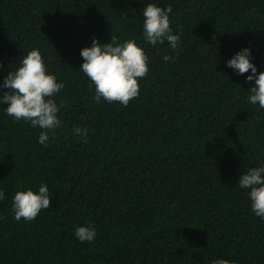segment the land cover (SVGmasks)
<instances>
[{
	"label": "trees",
	"instance_id": "trees-1",
	"mask_svg": "<svg viewBox=\"0 0 264 264\" xmlns=\"http://www.w3.org/2000/svg\"><path fill=\"white\" fill-rule=\"evenodd\" d=\"M148 3L171 7L177 50L145 42ZM94 37L148 55L127 106L92 100L79 67ZM245 47L264 71V0H0V83L38 48L65 85L47 147L0 105V264H264V220L238 187L264 163V111L247 101L250 72L226 66ZM42 183L49 209L17 221L13 195ZM89 224L96 238L82 243L74 230Z\"/></svg>",
	"mask_w": 264,
	"mask_h": 264
},
{
	"label": "clouds",
	"instance_id": "clouds-1",
	"mask_svg": "<svg viewBox=\"0 0 264 264\" xmlns=\"http://www.w3.org/2000/svg\"><path fill=\"white\" fill-rule=\"evenodd\" d=\"M170 6L161 8L155 3H148L142 10V34L149 45H167L173 51L180 46V36L170 27ZM178 54V53H177ZM83 63L79 71L89 79L90 90L94 88L92 100L100 104L119 102L127 106L129 101L140 95L138 81L149 71V58L144 48L135 39L117 42L113 37L108 43H100L93 38L90 47L80 50ZM175 56L165 54L162 60L174 61ZM226 66L237 75L249 73L245 80L253 86L247 91V101L264 111V71H259L252 62L251 49L242 48L226 61ZM65 87L56 75L48 70L38 48L31 50L19 61V67L9 71L0 83V105L7 104L4 112L14 121H25L33 128L41 129L38 143L47 147L50 136L62 127L63 121L58 114L64 107L63 101L57 104L54 97ZM7 89L8 91H3ZM73 135L85 138L87 129L74 127ZM238 187L247 190L250 208L253 214L264 220V163L241 172ZM48 186L40 184L38 190L21 189L12 197V211L17 221L34 220L42 210L49 209L50 197ZM5 199L0 189V200ZM74 237L80 242L91 243L96 238L92 225L77 226ZM212 264H235L227 259H216Z\"/></svg>",
	"mask_w": 264,
	"mask_h": 264
}]
</instances>
